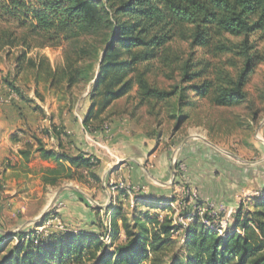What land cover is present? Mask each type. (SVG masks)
Returning a JSON list of instances; mask_svg holds the SVG:
<instances>
[{
  "label": "rangeland",
  "instance_id": "374dc122",
  "mask_svg": "<svg viewBox=\"0 0 264 264\" xmlns=\"http://www.w3.org/2000/svg\"><path fill=\"white\" fill-rule=\"evenodd\" d=\"M97 1L114 12L125 0H111L108 5L106 0ZM128 20L125 16H117L119 25ZM116 25L119 27L118 23ZM113 32V28L101 29L96 34L57 47H41L34 43L26 47L22 43L24 31L0 21V110L5 108L20 114L17 132L23 134L24 140L40 139L47 148L55 146L48 137L49 132L63 131L70 139L72 134L68 132L77 129L76 134L81 135L87 148L91 146L98 153L107 169L113 164V168H117L121 163L117 160L125 158L121 150L124 138L143 136L149 142L150 153H155L156 157L147 158L144 163L149 172L155 170L157 156L167 153L169 157V178L165 184L172 188L171 196L176 202L171 203L172 211L160 210V215L178 222L177 216L194 207L193 203H183L194 194L195 199H192L199 203V208L207 210L211 216L214 214L213 221H205L208 223L205 228L213 227L223 236L233 229V218L239 208L244 215L254 211V200L264 189V38L260 34H254L248 41L229 38L238 49L227 55L191 48L189 41L173 38L159 51L160 60L137 65L135 72L124 81L130 78L135 81L141 74L151 88L169 97L163 100L144 98L133 81L124 96L106 103L102 93L93 94L91 88L95 78L92 79L87 70L100 61L107 46L111 45L106 36L111 37ZM126 58L120 52L117 62ZM165 61L172 65L166 67ZM242 74L247 77L241 99L229 106L217 105L215 88L223 83H230L232 87ZM200 86L206 87V93L199 92ZM90 104H93L92 115L87 124L89 130H85L82 120ZM62 137L66 142L68 138ZM80 177L90 179L95 188L92 193L86 186H79L88 198H83L84 203L97 210L105 209L107 206L101 208L93 198L101 189V176L97 177V182L88 173ZM110 184L104 183L103 188L109 194L117 193L110 191ZM56 190L52 189L51 194ZM128 192L131 193L130 187ZM54 210L52 204L47 217H56L65 229ZM99 214L103 222L110 220V212ZM122 216L129 222L132 218L127 203L123 204ZM11 228L12 224L6 227ZM52 228L54 225L39 230L33 224L26 232H46L44 237H47ZM15 234L5 236L0 244V261L17 243L15 237L11 238ZM179 236L181 233H175L173 237L166 264L172 256H176L178 264L185 263L182 237L179 240ZM123 241L120 234L114 244ZM102 242L110 244L108 238Z\"/></svg>",
  "mask_w": 264,
  "mask_h": 264
},
{
  "label": "trees",
  "instance_id": "16d2710c",
  "mask_svg": "<svg viewBox=\"0 0 264 264\" xmlns=\"http://www.w3.org/2000/svg\"><path fill=\"white\" fill-rule=\"evenodd\" d=\"M106 1L107 5L111 3L108 2L111 0ZM110 9L97 0H0V21L24 31L22 43L26 47L30 43L57 47L101 29L113 28L112 36H106L111 45L100 61L87 70L91 78H95L93 94L102 93L106 103L124 96L134 81L130 78L124 83L126 77L135 72L137 65L160 60L159 51L173 38L189 41L191 48L218 55L233 54L238 49L229 38L248 41L254 34L264 38V0H125L114 12ZM117 16L129 20L119 25ZM120 52L127 58L117 62ZM164 63L166 67L172 65V62ZM126 71L129 73L125 74ZM246 77L247 74H242L232 87L230 83L219 84L215 88V103L229 106L239 101ZM134 82L144 98L169 97L151 88L141 74ZM117 87L120 88L116 90ZM205 88L200 86L199 92H205ZM92 106L89 105L82 120L85 130H89ZM62 135L68 138L63 131L54 129L48 133L59 150L64 148ZM34 142L41 153L50 155L40 139ZM65 143L73 145L69 138ZM62 155L70 166L81 168L97 182L91 169L99 166L98 159L83 152L74 157ZM76 175L79 181L88 184L85 177H80L82 173ZM119 193L127 197L126 192ZM139 200L136 198L131 207L130 222L122 216L120 204L107 207L105 212H111L108 227L100 218V210L89 207L97 218V235L61 232L44 237L35 231L18 232L12 235L17 243L0 264H86L88 261L90 264H166L175 233H181L178 239H182L184 264H264V189L254 200V211L244 215L239 208L233 218V229L223 236L213 227L205 228L202 221L211 222L214 217L207 210L200 216L198 202L181 214L189 221L180 229L173 226L167 215H160V210L172 211L169 204L176 202L174 197L160 205ZM47 219V215L44 216L35 227H40ZM120 234L124 241L115 245ZM4 238L0 235V244ZM104 238L110 241L109 246L102 242ZM178 263L176 256H172L167 264Z\"/></svg>",
  "mask_w": 264,
  "mask_h": 264
},
{
  "label": "crops",
  "instance_id": "0c3cea01",
  "mask_svg": "<svg viewBox=\"0 0 264 264\" xmlns=\"http://www.w3.org/2000/svg\"><path fill=\"white\" fill-rule=\"evenodd\" d=\"M19 115L6 111L5 108L0 110L1 236L18 233L19 229L21 232H26L28 227L37 223L38 218L53 199L55 208L53 212L58 215L65 229L52 228L50 234L61 232L98 234L97 218L84 203L83 198H88L82 192L84 189H80L79 186H86L87 191L92 193H95V188L91 185L90 179H86L88 184L77 179L76 173L87 172L70 166L63 158L64 153L74 157L79 152H83L101 161L100 167L95 168L96 172L95 169H91L97 177L101 176L99 182L101 189L93 195L101 208L119 204L123 207L125 203L133 207L136 198L153 205L165 204L171 199L172 188L165 184L170 171L168 154L157 156L155 170L149 172L144 167V163L147 158L156 157L155 153H150L149 142L143 136L124 138L121 150L126 155L125 158L117 160V163L121 161L117 168H113V164L107 169L105 162L97 156L98 153L91 146L87 148L82 142L81 135L76 134L77 129L68 132L72 134L69 140L73 141V145L67 146L64 140L63 149L59 150L55 146L44 147L50 153L45 156L33 141L24 140L26 138L23 134L17 132L21 119ZM111 169H114L113 172H110ZM122 180L131 190V193H126L127 197L118 191L109 194L103 188L104 183ZM52 189L57 190L51 194ZM107 207L100 209V212H105ZM8 224H12V230L6 229Z\"/></svg>",
  "mask_w": 264,
  "mask_h": 264
},
{
  "label": "built area",
  "instance_id": "2783aa9c",
  "mask_svg": "<svg viewBox=\"0 0 264 264\" xmlns=\"http://www.w3.org/2000/svg\"><path fill=\"white\" fill-rule=\"evenodd\" d=\"M0 177H1V170H0ZM118 190H121V191H124L126 193H128L129 191V186L128 185H124L123 182H119L118 184H110V191L111 192H115V191H118ZM192 197L195 199V195L192 194L191 197H187L184 199V202L183 203H186V205H190L191 203L195 204L196 200L193 201ZM193 201V202H192ZM182 203H180L181 205ZM170 207H171V204H169ZM186 208V207H184ZM197 212L200 216H202L203 212L199 207H197ZM176 214V213H175ZM178 215V214H177ZM174 216V214H173ZM212 217H214V214L212 215ZM177 219H178V222L175 221V219L173 218L172 221H173V226H177L179 227L180 229H183L186 227L189 219H185L184 217H182L181 215L177 216ZM203 224L204 225H207L208 226V223L203 221ZM52 225H54L55 228L59 229V230H62V225L60 223V221L54 217L53 219H50L48 218L45 222H43V224L39 227V230H42V229H46V228H49L51 227ZM104 225L106 227L109 226V221H107L106 223H104ZM212 228V227H211ZM36 234L38 235H43L46 233V232H35Z\"/></svg>",
  "mask_w": 264,
  "mask_h": 264
},
{
  "label": "water",
  "instance_id": "95a60500",
  "mask_svg": "<svg viewBox=\"0 0 264 264\" xmlns=\"http://www.w3.org/2000/svg\"><path fill=\"white\" fill-rule=\"evenodd\" d=\"M92 203H94L93 201H91ZM54 203V199L50 202V204L46 207V209L44 210V212L42 213V215L38 218V220L43 219V217L46 215V213L49 211L51 205ZM95 204V203H94ZM96 205V204H95Z\"/></svg>",
  "mask_w": 264,
  "mask_h": 264
}]
</instances>
